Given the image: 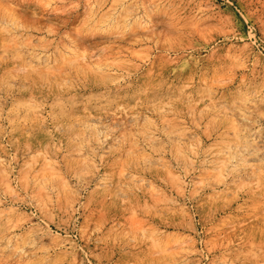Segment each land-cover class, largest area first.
Masks as SVG:
<instances>
[{
    "label": "rangeland",
    "instance_id": "obj_1",
    "mask_svg": "<svg viewBox=\"0 0 264 264\" xmlns=\"http://www.w3.org/2000/svg\"><path fill=\"white\" fill-rule=\"evenodd\" d=\"M0 264H264V0H0Z\"/></svg>",
    "mask_w": 264,
    "mask_h": 264
}]
</instances>
